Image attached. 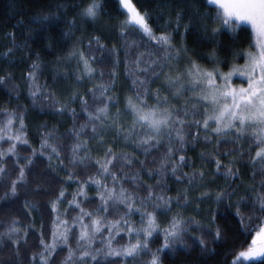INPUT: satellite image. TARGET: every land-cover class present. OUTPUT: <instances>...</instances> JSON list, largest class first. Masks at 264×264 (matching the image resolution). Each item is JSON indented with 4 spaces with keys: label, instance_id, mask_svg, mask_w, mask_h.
Wrapping results in <instances>:
<instances>
[{
    "label": "trees",
    "instance_id": "16d2710c",
    "mask_svg": "<svg viewBox=\"0 0 264 264\" xmlns=\"http://www.w3.org/2000/svg\"><path fill=\"white\" fill-rule=\"evenodd\" d=\"M133 2L141 11L147 10L148 23L154 33L171 34L174 46L168 48L171 59L165 58V46L152 40L139 28L129 26L121 31L125 16L118 0H102L101 16L94 22L79 15L80 10L91 3V0H0V76L11 73L6 84L0 83V128H5L8 113L24 114L23 129L18 116H14L12 125L5 129L7 135L0 133L4 135V138L0 139V150L7 152L11 143L16 144L15 155L8 153L0 157V164H4L7 169L5 173H0V234L7 233L8 228L14 226V220L15 226L21 229L18 234L19 245L11 243L7 235L3 237V242L0 243V264H18V262L42 264L38 257L36 261H32V253L41 251L43 247L40 245L41 239L49 244L52 242L54 224H59L60 220L68 222L69 238L73 248L76 247V237L81 230V224L90 225L91 219L97 215L105 217L104 226L95 234L91 248L106 250L110 233L113 247L126 245L129 242L135 243L137 237L134 233L130 234L126 229L120 231L111 226V222L119 220L126 211V205L117 203L118 212L111 208L109 213L97 212L96 209L101 206V201L96 195L98 189L95 185H85L87 196H75L79 201L78 205L70 203L88 176H96L99 169L96 159L102 158L109 146L117 157L126 153L133 159L131 165L119 159L114 162L115 167L112 171L120 177L115 182L117 191L122 184L130 192L135 193L137 204L140 202L139 197L147 196L148 185L153 186V191H159L155 187L159 177L155 173L150 174L147 169L159 170L160 160L170 145L166 137L162 138L160 143L149 148L146 154L147 146L140 143V137L145 133L140 127H136L134 133L131 129L129 134L116 126L107 127V120L103 116V123L93 120L92 122L97 125L98 137L89 139L92 135L91 124L84 130L83 136L92 159L87 163L72 162L71 146L76 142V138L71 135V129L78 128L81 123L88 120L87 113L81 110L80 100L70 99L73 92L88 99L89 111L95 112L96 107L104 101L108 103V113L113 110L115 114L119 109L122 115L127 113L128 97L136 103H141L137 100V93L145 97L148 105H156V93L157 90H161L157 87L159 79L167 69L175 67L179 69V63V66H183L184 63L190 64L191 60H195L200 67L209 70L219 67L221 71H227L233 65L242 64L244 53L253 45L252 31L246 25H242L236 32L222 30L213 35L211 28L215 25L209 19L208 31L205 32V14L215 12L214 8L208 7L205 0H133ZM58 5L64 7L59 10V19L53 17L54 23L46 24L42 28L32 22L38 14L57 12ZM178 13L179 20H177ZM73 16L76 17V26L65 35ZM29 28L34 29L31 38L28 36ZM97 36L100 37L99 43L94 39ZM26 39L28 47L23 46ZM90 40L91 45H89ZM74 47L83 49L95 69L94 73L89 75L84 71L83 62L78 57L69 56ZM8 49H12V57L6 59L3 53ZM175 49H180L179 56L175 55ZM138 57L141 60L139 64L136 63ZM33 61L40 64L39 69L36 70V82L43 92V95L38 93L35 102L30 95V80L27 75L32 71ZM181 61L184 63L182 64ZM153 71L156 75H153ZM178 72L177 70L174 75ZM80 76H83L82 80L78 79ZM134 80L137 82L134 83ZM99 84L108 85L109 91L104 97H100L97 92L96 103L93 104V93L90 90L94 85ZM159 95L166 96L161 92ZM109 96L113 97L110 101L107 100ZM55 101L67 103V107L75 109V113L66 109L62 111L60 104ZM195 105L198 114L193 117L190 111L185 117L188 124L193 118L202 119L203 106ZM176 107L183 109L184 106ZM188 107L191 109L192 105ZM200 127L197 142L192 143L191 137H187L189 141L187 148L183 153L176 151L172 156V160H178L181 154L186 157L175 175L170 170L171 164L168 165L169 171L165 173L162 183L167 194L173 197L171 211H157L159 230L154 231L148 238V247L135 259L108 257L102 261V264H149L152 254L164 242V229L178 213L187 220L184 239L189 247L179 245L178 252L171 250L161 252L162 264H230L237 252L248 247L255 231L264 222V213L252 207L255 193L250 191L253 186L259 191L261 186V162L259 159L253 160L256 149L261 144L249 133L236 139L238 134L233 132L221 136L220 139L226 143L217 146L215 144L217 137L213 132H205L202 125ZM123 128L125 129V126ZM187 130L196 133L194 125ZM19 131L24 133L21 140H11L10 138ZM48 133L51 135H46ZM205 135L212 136V141H205ZM100 136L103 137V142L99 139ZM25 139L27 144L23 142ZM42 139L50 141L48 145L43 146V150H41ZM151 143L155 144V141ZM51 145H55L57 153L52 152ZM171 146L177 147L175 140ZM233 148L242 151H228ZM34 149L35 155H33ZM214 151L226 153L219 158L225 167L231 162L236 176L224 175L223 169L217 172L214 162L209 163L201 158V152ZM47 153H51V159ZM80 155H84V150L80 151ZM28 157L33 161L31 164L27 162ZM209 159L212 157L209 156ZM17 160L19 164L15 163ZM140 161L144 163L141 164ZM20 164L26 166L27 180L25 183L18 182L20 187L17 196L4 197L11 181L15 180L19 173ZM201 168L205 173L203 182L197 181L188 188L191 199L187 203L183 200L177 203L178 193H183L186 188V181L179 182L177 178L181 173H191L194 169ZM70 173H74L75 178L69 179ZM133 175H138L141 179L134 181L131 179ZM100 178L109 187L113 186L111 175ZM37 184L41 185L39 189L36 187ZM62 189L64 196L60 197L54 209L52 201L56 200ZM221 190L226 193L235 190V195L230 198L225 197L221 203H217L215 194ZM205 191L209 193L208 197L201 198L200 193ZM241 196L248 198V202L241 207V212L245 216L243 226L239 223V217L235 215L237 201ZM26 202L31 211L24 207ZM229 203L232 206L226 207ZM147 207L149 211L152 210L151 203H148ZM81 208L92 212V217L84 216L83 221H79L78 218L82 215ZM213 214L216 216L214 223ZM249 216L250 221L247 219ZM124 219L129 220L133 228L141 226V216L138 211H133ZM195 221L200 223L197 224ZM209 225L213 231L219 225L223 231V238L217 242L209 238L208 248L215 251H202L196 240L209 231ZM63 227L61 226V230ZM120 227L124 228L123 223ZM143 238L140 237L142 240ZM67 253L68 248L58 244L57 251L52 254L56 264H60ZM71 264H97V262L90 258L85 260L77 254L72 257ZM245 264H264V257Z\"/></svg>",
    "mask_w": 264,
    "mask_h": 264
},
{
    "label": "snow or ice",
    "instance_id": "6c2138e0",
    "mask_svg": "<svg viewBox=\"0 0 264 264\" xmlns=\"http://www.w3.org/2000/svg\"><path fill=\"white\" fill-rule=\"evenodd\" d=\"M205 3L210 8H214V14H205L204 19V30L208 31V20L210 19L212 24L215 26L211 28V33L213 35L218 34L222 30H230L236 32L241 28L242 25H249L253 34L255 35V43L250 46V48L244 53L245 63L243 65H233L232 68L223 72L219 67H215L212 70L201 68L195 60H191V66L188 68V75L192 77L190 83L193 85V91L195 94L203 101L209 102V108L203 109L202 119H195L191 121L190 124L186 123L185 117L188 116L191 111L193 117L197 113L196 105H192L189 109L188 101H185V106L183 109L177 108L175 105L171 104L168 97H160L159 90L156 93V105H148L147 100L140 93H137V100L141 103H136L131 97H128V107L132 109L134 113V120L132 128L135 129L136 124H141L142 127L148 129V133L140 137V143L146 145L145 153H148L149 148L158 145L162 138H167L169 147H167L164 156L160 160L159 170L148 168L147 171L152 174L155 173L159 180L156 184V188L159 191H153V186L148 185L147 196L139 197V204H137L135 193L130 192L122 184L117 191L115 182L120 179L116 175V172L112 171L115 167V163L118 159L126 161L127 165L133 163V159L128 154H121L117 157V154L113 151L112 147L109 146L105 150V154L102 158L96 159V164L99 165L98 172L95 177L88 176L79 187L78 192L74 194V198L70 203L79 204V201L75 199V196L84 195L87 196L85 191V185L92 186L98 189L96 195L100 198L101 206H98L96 211L109 213L110 208L113 211H119L117 203L120 205H126V211L121 215L119 220H113L111 226H114L117 230L123 231L127 230L130 234L134 233L136 235L135 243L129 242L126 245H121L119 247L112 246V238L110 233V238L107 241L106 250L104 248H91L95 234L101 231L104 226L103 221L105 219L102 215H97L92 218L89 224H81V230L79 235L76 237V247L73 248L70 243L69 238V228L67 227L68 222L66 220H60L59 224H54V231L52 233V242L46 243L43 239L40 240V245L42 249L39 253H32V261H36L37 257L42 264H56L55 257L52 255L57 251L58 244H63L68 248V253L66 258L60 262V264H71L72 257L74 255H79V257L85 260L90 258L92 261H96L97 264H102V261L108 257H124L126 259H135L143 249L148 247V238L153 235L154 231L159 230V224L157 222V211H171V205L173 202V197L167 194L162 181L164 180L165 173L169 171L168 165L171 164V172L173 175L181 168L182 163L186 160V157L181 154L178 160H172L176 151H183L187 148L189 141L187 137H191V142L196 143L201 131V125L203 130L207 132L210 127V121L215 123V128L212 132L217 137L215 144L219 146L222 143H226L220 139L221 136H227L229 131L235 129L236 139H240L241 136L251 133L256 141H259L262 145L256 152V156L253 160L259 158L261 162V182L260 190L253 186L250 191L255 193L253 197L252 207L260 213H264V0H205ZM119 4L122 9L126 11V19L122 23L121 31L123 32L126 27L138 26L143 30L152 40H156L159 44L165 46V58L171 59L168 48L174 47L172 45V38L170 33L161 32L159 35L154 33L152 27L148 23L149 13L147 10L141 11L133 0H119ZM63 5L57 6V12L55 13H43L38 14L33 19V23L38 24L40 27H44L46 24L54 23L56 19H59V10ZM103 4L102 0H91L85 8L80 10L79 15L83 19L89 21H96L102 13ZM180 14H177V20H179ZM76 26V17L73 16L69 21V29L65 32L68 35L72 29ZM187 27V26H186ZM34 29L29 28L28 36L31 38ZM97 43H99L100 37L94 38ZM91 45V40L89 41ZM25 47H28L27 39L24 41ZM51 47V44L49 45ZM254 49V50H253ZM186 51V50H185ZM175 55H180V49H175ZM4 58L8 59L12 57V49H8L3 53ZM71 57H78L80 61L83 62L84 71L89 75L94 73L95 69L91 66L89 62V57L86 56L83 49H77L74 47L73 51L69 53ZM141 62L140 58H137L136 63ZM155 63V61H153ZM32 71L27 75L30 80V95L33 97V102L38 98V93L43 95L41 92V86L37 81V72L40 64L37 61L32 62ZM235 74H239L246 78V85L241 84L239 86L232 84V78ZM153 75H156L153 71ZM11 73L7 76H0V83L6 84L10 78ZM217 77L220 78V82H217ZM79 80L83 79V76L78 77ZM180 74L175 76H166V80L171 85L173 83L180 82ZM136 83L137 81H133ZM204 85V87H201ZM34 89V90H33ZM198 89V91H196ZM93 93L92 103H96V94L99 93L100 97H104L105 93L109 91V86L105 84H99L98 86L91 89ZM145 91H148L145 89ZM181 92L180 88L176 89V94L179 95ZM50 98V97H49ZM70 99L80 100L82 105V112L87 113L88 120L81 123L79 127H73L71 129V135H74L76 142L71 146L73 163H87L88 160L92 159L89 155V150L87 148V141L83 139L85 135V129L91 124L92 135L89 139L97 138V125L93 123V120L100 121L103 123L102 116L107 118L108 115V103L102 101L101 105L96 107L95 112L89 111V101L85 96L79 95L77 92L71 94ZM113 97H107V100H112ZM55 103L60 104V109L68 110L75 113V109L68 108L67 103H60L55 101ZM166 105L161 107L160 105ZM7 111V110H5ZM182 112V114H181ZM117 115H119V109H117ZM14 116H18L21 129L24 127V114L23 113H8L7 123L5 128H0V133L7 135L5 129L12 125ZM119 130L129 132L130 130L124 129L122 125L113 120L112 122ZM192 125L196 127V133L193 134L191 131L187 130ZM175 133V136H173ZM4 135H0V139L4 138ZM24 135L22 131H19L13 135L10 139L14 141H20L21 137ZM46 135H51L48 133ZM99 139L103 142V137L100 136ZM173 140L176 141L177 147H172L171 144ZM205 141H212V136L205 135ZM155 141V144L151 143ZM27 144V140L23 141ZM135 142V141H134ZM50 141L48 139L41 140V150H43L44 145H48ZM52 152L57 153L58 150L55 145H51ZM84 150V155H80V151ZM229 152L242 151V149L233 148L228 150ZM8 153L16 154V144L11 143L7 152L0 150V157L6 156ZM225 152H201V158L207 160L209 163H215L216 171L221 172L223 169V174L226 176H236V171L233 170L231 162L229 166L225 167L223 162L220 160V155H225ZM33 155H35V149L33 150ZM49 159H51V153H47ZM209 156L212 159H209ZM28 164L33 161L31 157L27 158ZM15 163L19 164V160ZM63 163V161H61ZM139 163L143 164V161ZM111 166V167H110ZM26 166L23 164L19 165V173L15 180L11 181L10 187L5 191L4 197H15L18 195L20 183H25L27 180L26 176ZM7 171L4 164H0V173H5ZM238 171V170H237ZM111 175L113 179V186L109 185L100 177ZM255 175V173H253ZM205 173L203 169L193 170L191 173H181L177 178L179 182L186 181V188L183 193H178L176 197L177 203L183 200L187 203L191 198L188 194V188L196 184L197 181L203 182ZM75 178L74 173H70L69 179ZM132 180H139L141 177L138 175H133ZM36 187L39 189L40 184ZM208 192H201V198H207ZM235 195V190L231 193H226L221 190L215 194V199L217 203H221L225 197L230 198ZM64 196V190L62 189L57 196L55 201H52V207L55 209L57 202L60 197ZM248 202V198L245 196L239 197L236 206L235 215L239 217V223L243 226L245 222V216L241 212V207ZM148 203L152 204V210H148ZM231 203L226 205V207H231ZM25 208H29V204L26 202L24 204ZM198 207V205H197ZM31 211L32 209L29 208ZM82 215L79 216V221H83L84 216L92 217V212H88L81 208ZM133 211H138L141 216V226L133 228L129 220L124 219L125 216H130ZM146 218V219H145ZM216 216L213 214L212 221L215 222ZM227 220V214L225 215ZM250 221L251 217H247ZM75 222V221H74ZM123 223L124 228L120 225ZM186 218H183L178 213L173 216L168 227L164 229V242L163 244L152 254L149 264H162L161 252L165 250H171L172 252H178V246L183 245L185 248L189 247L184 239V234L186 232ZM199 224V221H195ZM13 225L8 228L7 233L0 234V243L3 242V237L8 236L11 243L19 245V232L21 229L15 226V220ZM61 226H64L61 230ZM110 226V228H111ZM143 236V240L140 237ZM13 237H17L13 239ZM209 238L213 242H217L223 238V231L219 225H217L214 231L209 225V231L206 234H202L196 240V243L201 247L202 251H215L214 249L208 248ZM19 249H17V252ZM255 257H264V224H262L258 230L255 231V235L252 236V240L248 247L241 250L233 256L231 264H245L247 260ZM20 264V262H18Z\"/></svg>",
    "mask_w": 264,
    "mask_h": 264
},
{
    "label": "rangeland",
    "instance_id": "374dc122",
    "mask_svg": "<svg viewBox=\"0 0 264 264\" xmlns=\"http://www.w3.org/2000/svg\"><path fill=\"white\" fill-rule=\"evenodd\" d=\"M118 3H119V0H118ZM119 7L123 11L125 19H126V11L122 9V6L120 4H119ZM246 26H248L251 29V27L249 25H246ZM135 27L139 28L138 26H135ZM140 30L143 31L142 29H140ZM252 34H253V32H252ZM253 40H254V42H253V45H254V43H255V35L254 34H253ZM181 62H182V64L184 63L183 61H181ZM244 63H245V58H244V61L242 62V64H240V65H243ZM179 64H178V67H180L179 69L177 67H175L174 64H173V66L175 68L167 69L166 72L163 73V75L160 77L159 84L157 86L158 88L160 87V89H161L159 91V93L161 92L162 94H164L166 96L169 95L168 99H169L170 103L175 105V106H178V105L185 106V101H188V105L187 106L200 104V105L203 106V109L204 108H209V110H210L209 102L203 101L201 99V97L197 96L195 94V92L193 91V85H192V83H190V81L192 80V77L188 75V71H187L188 68L191 66V63L188 64V62H186V63H184L183 66H179ZM201 68H203V67L201 66ZM177 70L179 71L178 74H180V77H181L180 82L173 83V84L170 85L168 83V81L166 80V76H175L174 74H175V72H177ZM229 70H227V71H229ZM227 71H223V72H227ZM217 82L218 83L220 82V78L219 77H217ZM232 84L236 85V86H239L241 84H245L246 85V78L240 76L239 74H235L233 76V78H232ZM201 87H204V85H201ZM177 88L181 89V92H180L179 95L176 94V89ZM196 91H198V89ZM122 105L124 106V104H122ZM160 106L164 107L166 105H160ZM126 109H127V113H122V115H121L120 112H119V115H117V112H115V114H113V110L110 111L108 113L109 116L107 115V118H106L107 127H111V128L115 127V125L112 123L113 120H115V121H117V123H119L123 127L125 126V129L128 128L130 130V134H131V129H132L133 133L136 131V127H140L142 129L143 133L147 134L148 133V129L146 127H142L141 124H139V123L136 124L135 129L132 128V124H133V120H134V113L132 112V109L130 107H126ZM202 128H203V126H202ZM214 128H215V123L210 121V127H209V129L207 131L211 132L212 129H214ZM233 132H235V129H232V130L229 131V133H233ZM249 134H251V133H249ZM261 146L262 145H260V147ZM260 147H258L256 149V152H257V150ZM256 152L254 154V157L256 156ZM257 159H259V158H257ZM262 224H264V222ZM254 235H255V233H254ZM261 258H263V257H255V258H252L250 260H247L245 263H248L250 261H256V260H259ZM231 261H230V264H231Z\"/></svg>",
    "mask_w": 264,
    "mask_h": 264
}]
</instances>
